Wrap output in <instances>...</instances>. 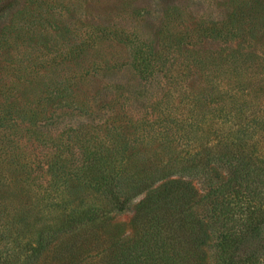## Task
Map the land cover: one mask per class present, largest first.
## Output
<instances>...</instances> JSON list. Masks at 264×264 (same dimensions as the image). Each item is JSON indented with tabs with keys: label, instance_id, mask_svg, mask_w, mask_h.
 <instances>
[{
	"label": "rangeland",
	"instance_id": "obj_1",
	"mask_svg": "<svg viewBox=\"0 0 264 264\" xmlns=\"http://www.w3.org/2000/svg\"><path fill=\"white\" fill-rule=\"evenodd\" d=\"M138 53L152 71L129 66ZM256 81L264 102V0H0V264H23L37 229L65 219L58 204L87 186L92 158L126 143L187 150L200 134L188 124ZM11 181L30 194L7 196ZM135 215L115 217L125 235ZM89 238L80 256L96 264Z\"/></svg>",
	"mask_w": 264,
	"mask_h": 264
},
{
	"label": "trees",
	"instance_id": "obj_2",
	"mask_svg": "<svg viewBox=\"0 0 264 264\" xmlns=\"http://www.w3.org/2000/svg\"><path fill=\"white\" fill-rule=\"evenodd\" d=\"M150 59L138 53L129 66L152 71ZM255 83L248 82L244 96L233 94L217 106L214 120L188 124L192 135L200 132L198 139H182L188 151H141L135 143L130 152L126 143L92 158L80 170L87 186L67 188L69 200L58 204L65 219L37 229L23 264H45L47 255L59 261L69 253L72 264H91L90 254L80 256L89 236L96 264H264V102L262 83ZM193 145L198 150L191 154ZM11 183L7 196L30 194ZM6 187L0 181V198ZM131 208L136 215L125 235L114 220ZM99 233L105 239H97Z\"/></svg>",
	"mask_w": 264,
	"mask_h": 264
}]
</instances>
